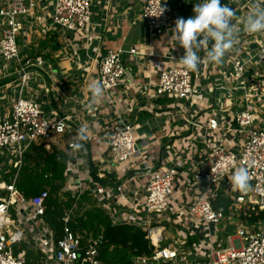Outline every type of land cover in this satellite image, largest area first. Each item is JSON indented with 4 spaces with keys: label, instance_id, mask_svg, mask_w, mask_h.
I'll return each mask as SVG.
<instances>
[{
    "label": "built area",
    "instance_id": "1",
    "mask_svg": "<svg viewBox=\"0 0 264 264\" xmlns=\"http://www.w3.org/2000/svg\"><path fill=\"white\" fill-rule=\"evenodd\" d=\"M136 1L148 32L165 34L172 48L168 62L155 80L148 82L152 92L143 95L149 101L153 97L179 101L156 113L172 125L164 129L162 137L177 143L166 144L164 151L147 140L140 144L125 113L106 122L102 131L107 161L121 170L142 165L145 182L143 188L132 191L130 199L115 205L112 189L95 190L92 183L98 206L104 205L101 208L112 223L131 224L146 232L154 250L150 256L133 257L136 264H264V115L258 114L254 101L264 103V36L244 37L239 31L233 49L220 65L207 60L209 46H205L198 68L189 71L179 60L183 48L179 44L173 47L170 37L175 6L178 4L179 17L185 18L193 15V5L182 4L184 0ZM221 3L234 9L233 23L241 29L240 20L254 5H264V0ZM36 4L37 0H7L0 7V58L19 78L14 98L0 104V264H101V235L88 237L82 244L81 236L67 225V214L57 236L43 218L48 191L26 197L16 187L29 147L50 148L70 132L69 115L51 117L38 99L25 92L31 79L28 68L34 61L21 53L17 37L22 20ZM161 7L164 11L159 14ZM91 16L92 0H52L50 24L43 32L50 28L58 33L84 34ZM128 52L142 54L134 46ZM121 55V50L108 49L97 62L95 79L108 100L121 84L126 88L135 85V91L141 88L128 76ZM149 101L147 106L153 107ZM81 143V138L71 135L65 145L71 157L64 176L68 181L75 178L72 186L68 183L72 190L66 188L72 193L82 191L80 170L73 168ZM163 152L167 154L164 161L159 156ZM239 167L249 170L248 191H239L231 184L230 178ZM116 190L122 194L124 189L116 186ZM220 197L229 200L223 208L215 207ZM259 212H263L259 219L245 220ZM230 226L232 239L226 235L228 240L215 244L216 236L227 234ZM190 237L195 240L190 241Z\"/></svg>",
    "mask_w": 264,
    "mask_h": 264
},
{
    "label": "crops",
    "instance_id": "2",
    "mask_svg": "<svg viewBox=\"0 0 264 264\" xmlns=\"http://www.w3.org/2000/svg\"><path fill=\"white\" fill-rule=\"evenodd\" d=\"M6 1L0 0V7ZM197 2L199 0H184L182 4L193 5ZM51 3L52 0H37L35 9L22 20V28L17 37L21 53L27 54L34 61V65L28 68L31 79L25 88L26 95L38 99L43 110L51 117L70 116V132L63 135L60 145L46 148L62 151L66 156V167L71 156L65 145L71 140V135L73 138H80L83 131L86 136L78 146V160L73 166L80 170L83 178L80 182L81 192L88 190L93 193L92 183L95 190L97 187H107L112 189L114 194L111 202L114 205L120 204L121 200L131 198L133 190L143 188V166L123 170L120 166L119 170L109 163L107 154L103 153L105 137L102 130L106 122L113 121L117 118L116 115L125 113L135 126L140 144L147 140L164 151L166 144L177 143L175 139L168 142L167 138L162 137L164 129H171L172 125L164 116H158L156 113L176 106L179 101L171 97H153L152 101H149L147 96L143 95L152 92L148 82L154 81L159 69L168 62L167 57L172 48L165 41V34L148 32L139 17L140 4L136 0H92L91 25L84 34L58 33L50 28L44 33L43 30L50 24ZM175 8L176 14L171 29L179 16L178 4ZM1 28L0 24V37ZM240 33H244V37L264 36V32L248 33L243 28ZM133 46L142 54H130L128 51ZM108 49L122 51L121 57L128 76L132 82L141 84L139 91L134 90L135 85L126 88L121 84L115 96L109 100L105 94L99 97L91 94L88 85L96 81L97 62ZM37 59L38 63L35 61ZM18 86V75L12 68L4 67L0 58V104H8L14 98ZM148 101L153 107L147 106ZM254 101L259 109L258 114L264 115L262 100ZM166 155L163 152L159 156L164 161ZM158 164L159 161L156 162L157 166ZM95 169L98 178L104 179L108 176L106 185L94 180L92 182V171ZM63 177L62 190H67L68 183H73L75 178L72 176L68 181L64 173ZM116 186L123 187L122 194L116 190ZM228 202V198L220 197L217 207L223 208ZM227 229V234L216 236L215 244L228 240L226 235L231 236L229 240L232 239V226ZM193 240L195 238L190 237V241Z\"/></svg>",
    "mask_w": 264,
    "mask_h": 264
},
{
    "label": "trees",
    "instance_id": "3",
    "mask_svg": "<svg viewBox=\"0 0 264 264\" xmlns=\"http://www.w3.org/2000/svg\"><path fill=\"white\" fill-rule=\"evenodd\" d=\"M65 168L66 156L62 151L33 144L24 154L16 181V187L26 197L48 191L43 218L55 229L56 235L60 236L64 224L62 218L68 214L67 225L81 236L82 244L88 237L102 236V243L98 246L102 264H136L133 257L150 256L154 246L145 231L127 223H112L110 215L98 206L91 191L72 193L62 190ZM95 172L96 169L92 171V176L96 181L108 183V176L98 178ZM262 215L263 212L250 214L245 220L253 222Z\"/></svg>",
    "mask_w": 264,
    "mask_h": 264
},
{
    "label": "clouds",
    "instance_id": "4",
    "mask_svg": "<svg viewBox=\"0 0 264 264\" xmlns=\"http://www.w3.org/2000/svg\"><path fill=\"white\" fill-rule=\"evenodd\" d=\"M163 11L161 7L159 14ZM192 12L193 15L188 18H177L171 29L173 47L179 44L184 50L179 58L180 63L186 70H196L201 61L200 52L205 46H209L207 60L217 65L222 64L226 53L233 49L241 30L233 23L236 15L234 9L221 3V0H199L193 3ZM239 23L248 33L264 32V5H254ZM88 88L94 97L103 95V86L97 81L91 82ZM80 138L86 139L83 132ZM230 180L239 191H248L251 187L247 167L237 168Z\"/></svg>",
    "mask_w": 264,
    "mask_h": 264
},
{
    "label": "rangeland",
    "instance_id": "5",
    "mask_svg": "<svg viewBox=\"0 0 264 264\" xmlns=\"http://www.w3.org/2000/svg\"><path fill=\"white\" fill-rule=\"evenodd\" d=\"M58 145H60V142H59ZM58 145H57V146H58ZM70 186H72V185L70 184ZM69 189L72 190V188H70V187H69ZM100 206H101V207H104V205H103L102 203H100ZM101 207H100V208H101ZM105 207H106V205H105ZM121 217L124 218L123 216H121ZM132 259H133V258H132ZM101 264H102V263H101Z\"/></svg>",
    "mask_w": 264,
    "mask_h": 264
},
{
    "label": "water",
    "instance_id": "6",
    "mask_svg": "<svg viewBox=\"0 0 264 264\" xmlns=\"http://www.w3.org/2000/svg\"><path fill=\"white\" fill-rule=\"evenodd\" d=\"M178 18H180V17L178 16ZM185 18H188V17H185Z\"/></svg>",
    "mask_w": 264,
    "mask_h": 264
}]
</instances>
